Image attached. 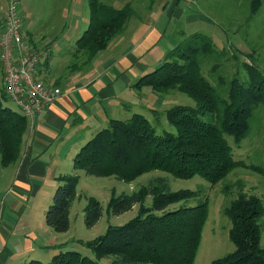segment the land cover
<instances>
[{
  "label": "trees",
  "instance_id": "1",
  "mask_svg": "<svg viewBox=\"0 0 264 264\" xmlns=\"http://www.w3.org/2000/svg\"><path fill=\"white\" fill-rule=\"evenodd\" d=\"M87 1L88 25L74 47V54L81 56V61L77 62L79 66L75 63L71 67L89 64L134 15L129 3L118 9L101 0ZM213 52L208 35H189L166 54L157 68L133 85L138 90L150 88L157 94L177 91L196 102V107L176 105L164 112L152 110L154 118L164 117L175 133L157 131L140 113L126 120L112 119L108 127L75 154L73 169L97 177L112 176L125 183L152 171L184 180L199 176L211 185L225 179L236 168H247L264 176V169L235 160L227 140L230 138L239 146L248 132L254 110L264 105V74L249 64L247 83L232 80L227 98L221 99L200 73L201 56ZM6 101L2 84L0 165L3 168L18 161L28 127L26 117L19 109L7 107ZM206 114L212 116L210 121L204 119ZM56 181L58 185L44 220L54 233H65L69 229L70 207L77 194L78 176L64 174L56 177ZM195 196L190 190H170L162 177L154 178L131 194L112 192L108 212L118 216L136 208V214L123 225H109L103 235L81 242L94 252L93 259L66 251L47 263L31 260L26 264H101L100 260L109 256L113 257L112 264H194L208 210L207 201L186 205ZM148 197L150 204L147 205ZM173 205L177 206L170 209ZM223 213L230 220L228 239L234 250L210 264H264L263 201L239 191ZM101 215L100 203L93 197L87 198L86 227H93Z\"/></svg>",
  "mask_w": 264,
  "mask_h": 264
},
{
  "label": "crops",
  "instance_id": "2",
  "mask_svg": "<svg viewBox=\"0 0 264 264\" xmlns=\"http://www.w3.org/2000/svg\"><path fill=\"white\" fill-rule=\"evenodd\" d=\"M6 1L0 0V11ZM117 3L122 8L129 1ZM138 4L132 6L134 15L107 48L80 68L61 59L56 47L67 45V59L71 58L75 42L88 25L86 16H81L76 33L68 37L63 34L66 19L41 26L40 18L30 19L19 4L27 49L42 52L37 77L58 87L61 94L33 119L23 137L18 161L6 168L0 165V264H20L18 256L34 258L37 250L59 248L58 238L44 228L42 220L38 225L45 232L44 238L32 227L33 215L27 209L43 188L47 195L48 189L55 191L56 177L65 172L75 174L73 158L84 144L108 127L112 119L165 111L156 108L162 104L160 94L133 85L157 68L166 54L187 37L184 32L173 37L171 27L176 19L198 23L193 13H187L190 6L202 5L203 0H141ZM29 8L25 6V10ZM2 15L3 11L0 31ZM75 58L74 63L81 61V56Z\"/></svg>",
  "mask_w": 264,
  "mask_h": 264
},
{
  "label": "rangeland",
  "instance_id": "3",
  "mask_svg": "<svg viewBox=\"0 0 264 264\" xmlns=\"http://www.w3.org/2000/svg\"><path fill=\"white\" fill-rule=\"evenodd\" d=\"M17 11L20 8L32 19L40 18V25H49L51 21L57 24L63 19L67 21V26L63 34L70 37L76 33L81 16H86L88 22L89 6L87 0H15ZM127 0H101V3L120 8L117 3ZM131 6L139 5L141 0H128ZM11 0L1 4L3 10L2 18L7 11ZM258 4V5H257ZM30 10H25V6ZM187 14L195 16L198 23L187 24L185 18L176 19L171 30L173 37H179L181 32L187 36L194 33L208 35L213 43L214 52L211 55H204L200 58V73L212 86L215 93L221 99H226L232 80L240 83L248 81V67L253 64L264 74V0H203L202 5L190 6ZM255 9V12L252 10ZM191 21V20H189ZM171 35V36H172ZM184 40V39H183ZM182 40V41H183ZM181 41V42H182ZM64 47V48H63ZM63 50L60 51V49ZM67 45H59L60 58L64 61H71L75 64V54L71 53V58L67 59ZM55 49V50H56ZM39 52V51H32ZM66 61V62H67ZM76 65L78 63L76 62ZM216 66V70L214 71ZM3 84V75L0 66V85ZM147 88V87H146ZM150 90V88H148ZM162 99V104L156 106L159 111H164L176 105L196 107V102L185 94L177 91H170L158 95ZM5 105L12 110L18 108L10 101ZM157 131L166 130L175 133L164 117L159 120L154 119L151 114H144ZM205 120L210 121L212 116L206 114ZM26 132L32 127L33 120H27ZM235 160L243 161L246 165H252L264 169V105H259L253 112L249 121V129L239 146L233 144L232 139L227 138ZM21 154V152H20ZM7 170V169H6ZM64 174H67L65 172ZM78 176L77 194L69 211V229L65 233H54L46 227L44 215L47 207L52 201V190H40L36 200L28 205L27 211L33 215L31 225L40 231V236L44 238L45 232L38 225L39 220L45 224L52 236L58 238L57 243L60 252L75 251L81 256L94 258V252L85 247L81 242L90 241L103 235L109 225L120 226L132 219L136 214V208L121 215H113L107 210V204L112 195L131 194L139 190L142 186L148 185L151 180L162 177L166 180L170 190H190L196 196L187 200L186 205H197L207 201V220L203 228L201 243L194 261V264H210L214 259L225 256L234 250V246L228 239L230 220L223 213V210L230 201L236 198L239 191L259 197L264 203V176L247 168H236L225 179L215 185H211L199 176L191 179H177L160 171H152L137 178L131 183H125L115 177H97L87 175L82 170L75 171ZM226 188V189H225ZM95 198L102 206V215L99 221L91 228H87L84 223V208L87 198ZM150 204V198L146 200ZM177 205L170 206V209ZM262 239L264 241V216L261 219ZM59 248L50 247L46 250H37L33 255L20 257L19 263H28L31 259L41 263H47L53 256L59 254ZM113 257H104L101 264H112Z\"/></svg>",
  "mask_w": 264,
  "mask_h": 264
},
{
  "label": "built area",
  "instance_id": "4",
  "mask_svg": "<svg viewBox=\"0 0 264 264\" xmlns=\"http://www.w3.org/2000/svg\"><path fill=\"white\" fill-rule=\"evenodd\" d=\"M22 15L11 0L4 14L0 31V66L3 89L8 101L32 121L41 116L47 107L61 94L37 77L42 52H29L21 32Z\"/></svg>",
  "mask_w": 264,
  "mask_h": 264
}]
</instances>
